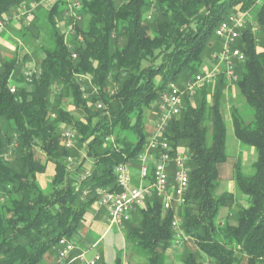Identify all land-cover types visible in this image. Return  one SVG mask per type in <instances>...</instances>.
Masks as SVG:
<instances>
[{
	"label": "trees",
	"instance_id": "trees-1",
	"mask_svg": "<svg viewBox=\"0 0 264 264\" xmlns=\"http://www.w3.org/2000/svg\"><path fill=\"white\" fill-rule=\"evenodd\" d=\"M41 1L0 0V19L11 9L21 12L23 5ZM79 1L81 17L88 16L84 29L66 20L61 1L48 10L49 43L41 46L40 74L29 83L23 70L14 74L17 56L0 60V264H39L46 253H56L60 238L72 239L86 208L96 202L97 190H119L115 167L139 162L154 125H145L144 110L154 107L157 118L168 84L182 87L213 50L214 40L220 39L215 34L218 23L234 9L245 14L256 2ZM55 15L68 25L66 31L55 24ZM234 46L244 60L236 64L233 81L239 90L230 107L233 134L256 152L250 174L242 173L239 160L234 163L233 180L247 197L246 205L234 203L232 192L216 194L218 164L227 158V125L220 105L227 81L223 76H218L211 104L206 86L192 96L195 103L182 96L180 112L168 123L165 136L172 154L179 148L189 156L186 202L179 212L182 233L208 264H264V1ZM78 74L89 76L97 90L90 88L84 97ZM10 79L15 92L9 90ZM65 100L77 115L64 107ZM62 127L74 130L75 147L62 145ZM36 148L44 159L35 157ZM88 159L91 173L79 182ZM48 164L52 172L42 184ZM169 167L171 190L174 166ZM223 206L227 215L216 221ZM173 215L152 193L123 222L126 243L147 254L143 264H170L165 253ZM182 261L202 264L189 251ZM115 264H121L120 256Z\"/></svg>",
	"mask_w": 264,
	"mask_h": 264
},
{
	"label": "built area",
	"instance_id": "built-area-1",
	"mask_svg": "<svg viewBox=\"0 0 264 264\" xmlns=\"http://www.w3.org/2000/svg\"><path fill=\"white\" fill-rule=\"evenodd\" d=\"M263 1L264 0H256L255 3ZM80 6V2L71 3L65 11V16L72 20L80 19ZM30 9L23 10L24 12H21V14L26 13L25 15L29 17L31 15ZM14 18L20 19L21 17L15 16ZM9 20L10 18L7 16L0 19V29H2L3 25ZM246 25L247 20L245 19V14H241V16L230 14L225 19H222L215 28V34L222 40V47L220 52H214L213 55H211L210 59L216 62L214 67L194 74L184 82L182 87L175 83H169L167 89L161 94L165 210H174V215L171 220L173 232L171 237L172 247L177 246L181 238H184L179 212L186 202L185 193L188 189L187 162L189 156L186 150H179V148L175 153H171L172 148L165 136V130L168 123L180 112L183 95H187L188 97L194 96L199 88L212 84L218 76H223L227 81H235L237 79L235 71L236 64L244 60V55L234 46V42L240 38ZM255 25L254 23L251 27L253 32L256 30ZM79 39H81V37H79ZM75 57L76 53L72 52V58ZM23 74L26 81L29 83L33 76H38L40 74V69L38 67L26 68L23 70ZM76 76H78L79 79H87L92 92L97 90L96 87L90 84L89 76L83 74H78ZM8 87L10 92H15V85H8ZM79 88L81 92H83L84 97H86L87 89L85 90V87L80 84ZM97 108H102V104L97 103ZM75 139L76 136L73 129L65 128L62 130L61 143L65 148H73ZM150 155L154 157V161L148 158ZM137 158L139 161L137 184H133L132 182L130 165L121 163L115 167V175L119 187L117 194L108 195V188L105 187L104 191L97 193L95 203L107 208L108 230L129 220L132 211H134L136 207L144 206L146 197L152 193L156 194L154 125L151 134L145 141V145ZM171 163L174 166L173 175L175 185L170 190L168 176ZM90 173L91 168L83 165L82 173L79 175L78 181L81 182L85 180ZM78 189L79 186L76 185L75 190ZM82 193L86 194L87 190L84 189ZM173 202L176 203V208L173 207ZM74 248L75 243L72 239L66 237L60 238L55 253L54 264H74L77 261L85 264H97L100 260V254L97 252L88 259L83 251L73 255Z\"/></svg>",
	"mask_w": 264,
	"mask_h": 264
},
{
	"label": "rangeland",
	"instance_id": "rangeland-1",
	"mask_svg": "<svg viewBox=\"0 0 264 264\" xmlns=\"http://www.w3.org/2000/svg\"><path fill=\"white\" fill-rule=\"evenodd\" d=\"M73 2H80L79 0H73ZM81 5V4H80ZM31 8V9H30ZM25 9H30V16L27 17L25 14L23 13L21 14V12H24ZM24 10V11H23ZM64 11V10H63ZM66 11V9H65ZM64 11V12H65ZM80 11H81V6H80ZM21 12L19 11V9L16 7L13 9V12H9L8 14H6V16L8 18H10L9 21H7L3 27L9 28V30H17L16 31V37H18V40H14V42H12V44H10L7 47H4L3 50H0V59H7V58H11L14 56H17L19 58V61L17 63V67L15 69L14 74H16L18 71H22L25 70L26 68H36L39 63L40 60L42 58V52H41V46L43 45H47L49 43V38H48V34H47V29L50 26V22L48 19V10H44L42 9L39 5L37 6H24L23 8H21ZM63 12V13H64ZM238 15L241 16V14L239 12H237L236 9H234L231 13H229L228 15ZM82 15V12H81ZM15 16H20L21 18H14ZM59 16V15H58ZM57 15L54 16V18H52L54 21H56V25L59 24L60 26V18ZM64 16V14H63ZM66 20L71 21V23L73 24H77V25H81V27L84 29L85 26L87 25V20H88V16L84 15L83 17H81L80 19L77 20H72L71 18L67 17ZM247 22H249V19ZM17 21V25L11 26L9 23L10 22H15ZM9 22V23H8ZM68 26V25H67ZM65 28V27H64ZM68 28V27H67ZM65 30H67L65 28ZM235 43V42H234ZM214 47L213 50L208 54L205 55L204 58L206 57H210L211 55H213L214 52L218 53L221 51V47H222V40H214L213 43ZM258 50H260V47L258 48ZM209 58V59H210ZM215 62V61H214ZM200 72L197 71V73ZM196 74V73H195ZM192 75V72H191ZM78 76H76V81L79 82L80 85H83L85 87L86 91L90 90L89 87V82L87 81V79H77ZM219 78V77H218ZM218 78L210 85L206 86L208 87V89L206 91V96L209 95V99L208 102L209 104L212 103V94L216 91V83ZM226 84H224V90L220 93V105L224 108H226L227 106H229L231 103H235L236 102V98L238 96L239 91H237V87L235 86L233 80L232 81H226ZM197 92V91H196ZM233 95H235V97H233ZM161 101V100H160ZM160 101H158V112L161 113V106H160ZM64 107L69 110L70 112H72L74 115H77L76 110L74 109V107L70 104L69 100H65L64 102ZM250 109H246L247 114L250 112ZM158 115L157 114V118H156V111L154 110V107H152L151 109H145L144 110V123L145 125L147 124L148 126L151 125V123H155V125L157 124V119H158ZM54 116V115H53ZM156 118V120H155ZM226 125H227V139H226V149L225 152L227 154V158L226 160H224L225 162H221L220 164H218V168H219V175L220 178L225 177L228 174V170H229V166H232V164L235 162V160L239 159L241 162V171L244 174H250V172L252 171V163L255 161L256 159V152L255 150L247 145H242L239 143V141L235 138V135L233 134V128H232V124L230 121H226ZM65 129L64 127H62V130ZM150 128L148 130V132H150ZM156 132V126L154 129V133ZM236 142V143H235ZM235 143V146H234ZM75 147V145H74ZM37 150H35V157L36 158H43V152L40 151L38 148H36ZM246 151L247 152V157H246V162L243 161L242 156H243V152ZM44 159V158H43ZM85 167H90L91 168V161L88 159L85 162ZM46 172L43 174V178L42 180V184H44L47 179L49 178V174H51L52 172V167L50 164L46 165ZM138 175H139V162H135L131 165V176L133 181L138 179ZM220 181V179H219ZM224 182V181H223ZM227 187H231V185H226L225 190H231V192L234 195V203H239L242 205H246V200L247 197L243 196L237 189L235 183L233 184V186L231 188ZM222 191H224L222 189V185L219 183L217 189H216V194H220L222 193ZM162 202V201H161ZM173 207L176 208V203L173 202ZM227 210L228 207H222L219 211L218 217L216 219V221H223V219H225L224 216H226L227 214ZM170 250L168 251L169 253H165L166 254V260L167 262H169L170 264H183V259H184V255L186 254V252H193L195 255H198V259H200L202 261V264H208L210 261L203 255L201 254L200 251L197 250L196 246L194 245V243L192 242V240H190L186 234H184V238H181L180 242L178 243L177 246L172 247L171 246V242H170ZM125 254H126V258L132 262H134L135 264H143L146 260V256L147 254L144 251H141L139 248H137L136 246H132L131 244L126 243V249H125ZM121 254V252H120ZM94 255V252L92 250H90L87 254H86V258H91ZM245 260L242 261L241 264H245Z\"/></svg>",
	"mask_w": 264,
	"mask_h": 264
},
{
	"label": "crops",
	"instance_id": "crops-1",
	"mask_svg": "<svg viewBox=\"0 0 264 264\" xmlns=\"http://www.w3.org/2000/svg\"><path fill=\"white\" fill-rule=\"evenodd\" d=\"M61 1V8L62 10L67 9V7L73 3V0H42L39 3H32L29 6H37L39 5L42 9L49 10L56 2ZM262 2H258L254 4V7L248 12L245 13V19H252L256 13V8H258ZM24 5L22 6V8ZM63 11V12H64ZM11 12H13V9H11ZM65 16V12L63 13ZM61 18V17H60ZM60 26L57 25L61 32L65 30L66 23L63 21V19H60ZM68 21V20H67ZM9 23V22H8ZM17 21L10 22L9 24L11 26H16ZM65 27V28H64ZM10 28V27H9ZM9 28L3 27L0 29V50H3L4 47L9 46L14 42V40H18V37H16V31L15 30H9ZM69 28V27H68ZM66 31V30H65ZM69 39V34L66 35V40ZM16 40V41H17ZM210 58V57H209ZM208 57L204 58L202 61V64L199 68L200 71L209 70L214 67L216 62L212 61ZM1 60V59H0ZM9 85H15V81L10 79ZM224 90V89H223ZM237 90V89H236ZM239 91V90H237ZM239 95V92L236 93ZM235 97V95H233ZM207 99H209V95L207 96ZM191 102L195 103L194 97H191ZM232 103L227 106L226 108L221 106L222 115L225 121L231 122L230 117V107ZM153 127V126H152ZM154 129H155V123H154ZM236 143V142H235ZM234 143V146H235ZM253 148V147H252ZM254 149V148H253ZM155 162L157 161V152L155 151ZM247 152H243L242 159L246 162ZM148 158L152 161H154V157L152 155L148 156ZM239 160V159H237ZM235 160V161H237ZM240 162V160H239ZM235 163V162H234ZM234 163L232 166H229L228 174L220 178L219 175V183L222 185V189L225 191L226 185H231V187L234 184L233 180V173H234ZM241 164V162H240ZM85 165V163L83 164ZM131 170V165H130ZM218 174H219V168H218ZM224 181V182H223ZM40 182L42 180L40 179ZM133 184H137L138 179L134 180L132 179ZM231 187H227L231 188ZM231 192V190L229 191ZM245 206V205H244ZM228 211V210H227ZM227 215V214H226ZM108 212L107 208L105 206H100L96 204L95 202L91 204L88 208H86L81 227L79 230L72 236V240L75 243V248L73 251V255L78 254L80 252H85L87 254L90 250L94 252V254L97 252L100 254V260L97 262V264H115V260L118 256L121 258V264H135L134 262L128 260L126 258L125 249H126V240H125V234L123 230V224L114 226L110 230L107 228V222H108ZM95 244V246H94ZM168 251H171L170 248L166 250V254L169 253ZM121 252V254H120ZM55 260V251L52 253H46L43 256L42 261L39 264H54ZM74 264H85L83 262H75Z\"/></svg>",
	"mask_w": 264,
	"mask_h": 264
},
{
	"label": "bare ground",
	"instance_id": "bare-ground-1",
	"mask_svg": "<svg viewBox=\"0 0 264 264\" xmlns=\"http://www.w3.org/2000/svg\"><path fill=\"white\" fill-rule=\"evenodd\" d=\"M161 102V101H160ZM161 106V103H160ZM162 107V106H161ZM158 119L156 126V132L154 133V144L155 151L157 154V161L155 162V173H156V195L160 197L162 201V207L165 210V193H164V165H163V137H162V108L161 113L158 112ZM118 184V181H117ZM104 191V188H99L98 193ZM117 190H109L108 195L117 194Z\"/></svg>",
	"mask_w": 264,
	"mask_h": 264
}]
</instances>
